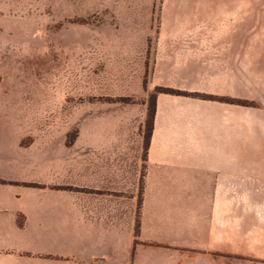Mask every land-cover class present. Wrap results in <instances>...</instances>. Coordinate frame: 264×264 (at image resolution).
<instances>
[{"label": "crops", "instance_id": "1", "mask_svg": "<svg viewBox=\"0 0 264 264\" xmlns=\"http://www.w3.org/2000/svg\"><path fill=\"white\" fill-rule=\"evenodd\" d=\"M251 30L167 29L150 88L246 99ZM200 36L223 55H200ZM237 101L158 93L145 161V96L86 102L71 124L1 123L0 264H231V178L264 179Z\"/></svg>", "mask_w": 264, "mask_h": 264}, {"label": "rangeland", "instance_id": "2", "mask_svg": "<svg viewBox=\"0 0 264 264\" xmlns=\"http://www.w3.org/2000/svg\"><path fill=\"white\" fill-rule=\"evenodd\" d=\"M243 24L258 34L236 68L247 86L248 143L264 148V0H0V124H71L97 97L149 99L167 29ZM207 39L200 55L220 56ZM230 182L231 264H264V179Z\"/></svg>", "mask_w": 264, "mask_h": 264}, {"label": "trees", "instance_id": "3", "mask_svg": "<svg viewBox=\"0 0 264 264\" xmlns=\"http://www.w3.org/2000/svg\"><path fill=\"white\" fill-rule=\"evenodd\" d=\"M158 93H172V94H177V95H193V96H200L206 99H215V100L226 101V102H234L230 97H226V96H213V95H206L204 93H190V92L183 91L180 89H174V88L163 87V86L156 87L155 91L150 94L149 99H148V115H147V119H146L144 129H143V132H144V154H143L144 161L147 158V152H148V148L150 145V141H151V137H152V133L154 129V120H155V115H156V99H157ZM96 99L100 101H106V102L130 103V102L135 101L134 98L129 97V96H119V97L103 96V97H97ZM237 102L241 104H247L243 100H238ZM77 134L78 132L68 137L67 144H71L76 138ZM145 174H146V167L144 163L143 169H142V176H141L140 196H139L138 208H137V222H136L137 231L139 230L140 223H141L142 204H143L142 194H143L144 184H145V181H144ZM33 185L37 186V184H33Z\"/></svg>", "mask_w": 264, "mask_h": 264}]
</instances>
